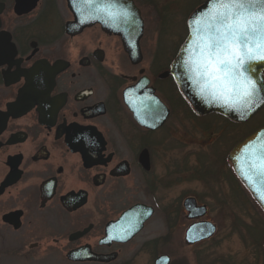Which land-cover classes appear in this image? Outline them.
<instances>
[{
  "label": "flooded vegetation",
  "instance_id": "obj_1",
  "mask_svg": "<svg viewBox=\"0 0 264 264\" xmlns=\"http://www.w3.org/2000/svg\"><path fill=\"white\" fill-rule=\"evenodd\" d=\"M133 1L145 24L135 60L127 51L136 43L134 37L125 43L122 35L101 24H79L69 0H0V243L18 242L19 253L29 255L51 244L45 249L61 248L69 262L68 255L83 248L116 255L109 264L116 262L147 228L159 204L155 199L153 204L120 200L121 205L118 197L156 193L166 169L161 165L167 157L162 159L160 150L168 151L175 140L170 120L177 104L183 102L204 118L171 75L177 54L170 63H160L159 37H149L142 6ZM188 33L187 28L182 44ZM161 104L168 111L161 127L149 129L135 119L134 109L154 115ZM147 160L149 168L143 164ZM235 176L251 207L263 212ZM189 198L207 208L204 217L189 219ZM137 205L152 208V218L130 241L111 240L108 227ZM169 207L175 213L183 208L188 229L196 222L212 223L205 219L208 205L194 196ZM169 210L167 234L151 243L170 244L174 238L170 230L177 217ZM186 233L189 248L205 247L200 264H257L256 256L251 258V238L249 256L240 263L232 257H208L206 249L216 233L195 244L187 243ZM258 251L264 264V239ZM162 256L173 264L167 254L156 257L155 264Z\"/></svg>",
  "mask_w": 264,
  "mask_h": 264
},
{
  "label": "rangeland",
  "instance_id": "obj_2",
  "mask_svg": "<svg viewBox=\"0 0 264 264\" xmlns=\"http://www.w3.org/2000/svg\"><path fill=\"white\" fill-rule=\"evenodd\" d=\"M137 1L147 20L149 37H159L160 63H170L186 37L189 16L207 0ZM170 125L175 140L166 147L170 148L168 151L160 150V157H167L161 165L166 169L163 167L161 171L163 179L156 193L118 197L121 205L120 200L147 204L159 200L157 212L139 238L124 247L121 257L113 264H155L156 257L162 254L169 255L173 264H200L199 253L205 247L192 249L184 242L190 224L187 213L182 207L179 213L169 207L178 204L184 196H194L199 203L208 205L205 219L217 226L216 239L206 249L210 259L232 257L241 263L249 256L251 238V258L256 256L260 264L258 245L264 239V213L251 207L229 158L238 143L264 126V108L246 124L236 125L215 115L196 117L182 102L176 105ZM167 208L177 217L176 225L170 230L174 238L170 244L163 240L153 244V240L163 238L168 232ZM50 245L43 244L44 249L28 255L19 253L18 242L0 243V264H74L66 259L61 248L47 251L45 247ZM217 264L225 263L221 260Z\"/></svg>",
  "mask_w": 264,
  "mask_h": 264
},
{
  "label": "water",
  "instance_id": "obj_3",
  "mask_svg": "<svg viewBox=\"0 0 264 264\" xmlns=\"http://www.w3.org/2000/svg\"><path fill=\"white\" fill-rule=\"evenodd\" d=\"M69 7L79 24L83 21L101 24L105 30L122 35L125 43L134 37L136 43L127 51L134 60L138 57V43L144 34L145 24L141 10L133 0H69ZM240 16H243L250 36L248 51L264 48V19L261 18L264 16V0H245L243 9L234 7L229 0H207L188 19L189 34L173 62L171 75L200 117L218 114L236 124H246L264 108V59L260 56L245 61L239 86L230 79L216 80L200 74L206 42L209 38L214 40L219 34L218 29L226 30L227 25H234ZM140 61L139 57L135 62ZM253 85L255 93L250 96ZM160 108L159 114L154 115L134 109L135 119L149 129L161 127L166 122L168 111L162 104ZM229 159L238 178L264 211V126L238 143ZM143 164L149 168L148 160ZM185 208L191 220L202 218L207 213V208L198 207L194 198L185 201ZM153 214L152 208L137 205L108 227V235L113 241L126 243L142 231ZM216 230L210 222H196L187 230L186 241L195 244L209 239ZM68 259L75 263L109 264L116 260V255L100 256L83 248L70 253ZM169 263L167 256L156 261V264Z\"/></svg>",
  "mask_w": 264,
  "mask_h": 264
},
{
  "label": "snow or ice",
  "instance_id": "obj_4",
  "mask_svg": "<svg viewBox=\"0 0 264 264\" xmlns=\"http://www.w3.org/2000/svg\"><path fill=\"white\" fill-rule=\"evenodd\" d=\"M234 7L243 9L245 0H229ZM264 19V16L261 17ZM218 35L209 38L205 44L203 62L200 65V74L216 80H232L239 86L241 68L245 61L255 60L257 56L264 59V48L255 52L248 51L247 41L250 39L248 28L243 16L233 24L226 26V30L218 29ZM255 93L252 86L251 95Z\"/></svg>",
  "mask_w": 264,
  "mask_h": 264
},
{
  "label": "trees",
  "instance_id": "obj_5",
  "mask_svg": "<svg viewBox=\"0 0 264 264\" xmlns=\"http://www.w3.org/2000/svg\"><path fill=\"white\" fill-rule=\"evenodd\" d=\"M219 117V116H218ZM222 118V117H221ZM223 119V118H222ZM226 121V120H225Z\"/></svg>",
  "mask_w": 264,
  "mask_h": 264
}]
</instances>
